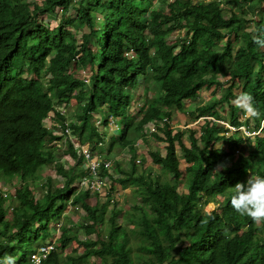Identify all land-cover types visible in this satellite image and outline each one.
Returning a JSON list of instances; mask_svg holds the SVG:
<instances>
[{
    "label": "trees",
    "instance_id": "1",
    "mask_svg": "<svg viewBox=\"0 0 264 264\" xmlns=\"http://www.w3.org/2000/svg\"><path fill=\"white\" fill-rule=\"evenodd\" d=\"M152 1L0 0V175L20 182L14 196H0V258L11 255L16 264H28L73 192L70 184L80 173L56 160L52 149L60 137L48 131L45 118L50 111L52 125L62 131L64 116L57 109L74 101L68 127L77 140L98 137L91 116L101 104L121 119L118 145L129 156L126 169L117 168V181L131 187L138 201L121 210L109 196L89 205L87 193L78 192L73 203L88 220L81 228L93 238L78 240L62 227L56 249L40 264H264V222L257 225L231 204L238 182L249 174L264 177V123L251 138L207 118L182 130L158 127L152 136L164 142L163 154L147 153L153 173L135 171L137 152L125 137L129 129L182 111L184 100L194 104L188 111L193 121L213 117L247 128L250 118L231 103L234 90L249 93L263 116L264 47L254 37L264 29V16L245 17L264 0H223L226 11L221 0H161L165 12L150 10ZM57 9L58 22L49 27ZM180 28L185 38L167 42ZM129 48L132 56L124 54ZM147 69L152 94L133 115L122 114L129 102L124 88ZM216 88L223 90L217 97ZM201 89H210L213 98L197 104ZM222 104L223 117L217 111ZM253 121L257 129L259 119ZM67 153L76 157L69 143ZM51 161L64 179L61 187L40 175L39 167ZM219 165L224 167L216 171ZM218 195L225 196L202 213L200 205L215 203ZM121 219L131 223L127 231ZM72 242L84 251L64 253Z\"/></svg>",
    "mask_w": 264,
    "mask_h": 264
},
{
    "label": "clouds",
    "instance_id": "2",
    "mask_svg": "<svg viewBox=\"0 0 264 264\" xmlns=\"http://www.w3.org/2000/svg\"><path fill=\"white\" fill-rule=\"evenodd\" d=\"M150 5H148L149 9H150ZM257 7L258 8L260 7V11H261V8H264V1L260 4V6H257ZM257 7H255L251 13L253 12L255 13L256 12L255 9ZM153 10H157V9H153ZM56 12H60V9H57ZM171 33L167 36V39H166L167 42H171L169 40V36L172 35ZM144 34L147 35V32L145 31ZM175 38L176 37H174V39ZM183 38H185V36ZM254 43H256L260 47H264V29L258 30V34L254 37ZM124 54L127 56H132L133 52L129 48ZM82 73L84 74V71ZM148 75H150V69H147V74L145 76L143 75V76H140L138 79H136V84L133 87L124 88L125 93L129 97V102L126 107H123L121 109L122 114L133 115L134 112L138 111L143 106V104L145 103L147 98L150 96V94H152V91L149 90L150 86H149V81L147 80ZM139 95H142L141 99H139ZM233 103L237 108L241 110L245 118L259 119L260 126L257 129H255L253 126V129L249 131L244 126L235 128V127L228 125L225 121L221 119H214L213 117L203 116V117L197 118L196 121L195 120L194 121L195 123H198V121H202L203 118H207L209 120L215 121L216 124L223 126L226 130H229V131L240 130L241 134H243L244 136H248L250 138L257 135V133H259L264 123V113L262 116V113L260 112V110L255 107L253 97L249 93H246V92L240 93L236 97ZM64 107L65 106H59V108L57 109V112H59L60 114L64 116V124H65L64 129L61 131V127L59 124L52 125V122L50 121V118H52V113L50 111L47 113V116L45 118L46 125L48 127V131H51L54 135H57L60 137L59 140L55 141L54 148L52 149L54 150L56 160L63 165L64 169L66 170L69 169L70 172H73L76 174L80 173V176L75 177L74 181L70 184V187L73 188L72 189L73 192L70 194L69 197L66 198L64 202V208L59 216V219L63 217L64 215L68 214V212L70 211L72 212L77 209L81 210L78 203H73V197L78 192L87 193V198H86L87 204H89L87 202V199L90 195H94L93 196L94 198L97 196L102 199V201L96 200L94 201V203L89 204V205H94V204H98V202L99 203L103 202L107 196H109L111 200L116 199L113 195H111L113 192L114 185L117 184L122 189H127L129 187V186L122 187L119 185L117 181V178L120 175L117 168L121 171L125 170L127 167L128 156H129L127 147H121L118 145V140L120 136L119 130L121 128V119L119 117H115L111 115L107 107L104 104L99 105V107H97L98 109H96L95 112L92 113V116H91L92 124H93V127H95V131L97 132L98 137L97 138L95 137L96 139L94 138L95 140L91 141L92 143L85 142L82 140H77L78 139L77 134L73 133L68 127L69 123H74V119H73L74 113L72 115H69L70 117H67L64 114L65 112H63ZM75 111H76V108H75ZM133 120L134 119H132V121ZM157 122L148 121L144 123L141 127V130H138V131L133 130L130 137L127 136L128 130L125 134L126 139H129L131 141L132 147L137 152V155L134 159L135 171H139L141 169L140 166L137 167L136 163L141 162L143 158L147 162L150 163V166H152L147 153L148 151H153V150L147 149V144L153 143L154 141V142H159L163 144L164 146V142L156 141L153 139V136H152L155 133L158 134V127L159 128H169L172 131H174L177 128V125L173 124V121L170 118H167L166 116H162ZM77 124L78 123H76V125ZM246 132H250L251 134L246 135ZM67 143H69L70 146L72 147V150L74 151V154L76 156L75 158H71L70 155L67 153ZM142 146L145 148L144 151L139 150L142 148ZM114 148H117L119 151L125 152L127 162L123 167L120 165H117L118 158L109 156V153ZM56 150H60L62 152L61 156L63 157V161L68 162L67 167L62 161H60L61 156H57ZM160 153L163 154V151H161ZM110 154L112 155L113 152H111ZM82 163L87 164V168L84 173H81L79 170L80 169L79 167L81 166ZM53 164H54L53 161H51L50 164L43 163L39 167L40 175L42 177L48 176L46 174L43 175L41 171L42 169L49 167V166H51V168L54 171ZM221 167H224V166L219 165L216 171H219ZM0 176L9 178L4 175H0ZM55 176H59V175L55 173ZM48 177H50L55 183L53 177L51 176H48ZM59 177L61 178V182L55 183L57 187H61L64 181V179L61 176ZM9 179L11 180L3 181L2 179H0V196L5 197L6 199H9V197L11 198V196H14L15 186L16 184L20 183L17 178H9ZM129 188L132 189L131 187ZM232 188H233V195L231 197V204H232V207L235 209V211H237L242 216H247L251 218L253 222H256V223L264 222V177L253 176L249 174L246 182H243V183L238 182ZM35 191L37 192V190ZM11 210L12 208H9V207L7 208V212ZM59 219L57 220L56 223H53V225L51 226L49 238L43 243H40L38 246H36L35 250L29 254L28 264H30V255L32 254L38 255L41 261L42 259L46 257V255L49 252L56 249L57 239L60 236L62 227L70 228L71 226L72 227L74 226V224H72L73 220H67L68 221L67 223H71L70 225H63L62 221H60ZM83 219H84V216H83ZM84 220H85L84 224L88 223V220L86 219ZM85 237L87 236L84 235V238H83L84 240H85ZM91 238L93 237H90L89 239ZM74 243L77 245L76 242ZM44 248L46 249L45 251L43 250ZM42 253H45L44 257L41 256ZM0 264H16V258L11 255H5L4 257L0 258Z\"/></svg>",
    "mask_w": 264,
    "mask_h": 264
},
{
    "label": "rangeland",
    "instance_id": "3",
    "mask_svg": "<svg viewBox=\"0 0 264 264\" xmlns=\"http://www.w3.org/2000/svg\"><path fill=\"white\" fill-rule=\"evenodd\" d=\"M221 1H222V6H223V8L226 11L227 10V5L223 4L224 3L223 0H221ZM150 9H152V10L153 9H157L159 11H164V7L163 8L160 7V0H154L152 2V4L150 5ZM255 11H256L255 13L253 12L251 14H248L245 18L252 19L256 15H258L260 12H262V15L264 16V11H260V7L259 8L257 7L255 9ZM58 19H59V12H56L54 14V18H50L49 20H47V21H49V27H53V25L58 22ZM171 34L172 35L169 36V40L170 41H172L174 39V37H176V38H178V37L179 38H183L185 36V33H184V29L183 28L174 29ZM224 79H225V76L223 77V76L220 75L218 77V81L223 82ZM149 90L152 91V88L150 87ZM216 90H217V92L215 94L216 97L219 95V93L220 94L223 93V90H221V89L218 90L216 88ZM234 92H235L234 97L231 100V103L232 104H234L233 103L234 100L240 94L239 91H237V90H234ZM142 95H139V99H141V96ZM211 98H213V95L210 93V89H201V90L198 91V98L195 99V102L197 104H199V103H202V102H206L207 100H209ZM183 104H184L183 105L184 106V109L182 111H178L176 109H173L172 110V115H171L170 119L173 121V124H176L177 125V128H179L181 130L184 129V128L192 127L193 125L198 126V124L200 123V121H198V123H195L196 120L193 121V120H191L189 118V112L188 111H190V110H192L194 108V104H192L188 100H184ZM75 108H76V106L74 104V101H70L64 107V111L63 112H65L64 114L67 117H70L69 115H72L73 113H75ZM226 109L227 108L225 107L224 104H222L221 106H218L217 107L218 114L223 117L224 114H225ZM220 112H222V113H220ZM253 126H254L253 119H249L248 120V127H247V129L250 131V130L253 129ZM247 129H245V130H247ZM132 132H133V130L129 129L128 130V133H127V136L130 137L131 134H132ZM120 133H121V130H119V134ZM260 133L261 132L259 131V133H257V135H260ZM183 140H184L185 143L187 142V138H186L185 135L183 136ZM217 146L218 147H222L223 150H225L226 147H227L225 144H222V143H217ZM144 149L145 148L142 146V148L139 149V150L140 151H144ZM147 149H150V150L157 149L159 152H161V151H163V144H161L159 142H154L153 141V143L147 144ZM111 152H113L112 155L110 154ZM111 152L109 153V156L110 157H116V158H118L117 165H120V166L123 167L126 164V162H127L125 152L124 151H119L117 148H114ZM56 154H57V156H61L62 152L60 150H56ZM140 156H142V155H140ZM60 161H62L65 164L66 167L68 166V162L63 161V157L62 156L60 157ZM142 161L139 162V163H136L137 167L138 166H140L141 168L142 167H146L147 170H150V167L151 168L153 167V169L156 170V168H154L155 165L152 164V166H150V163L147 162L144 158L142 159ZM183 165H184L183 164V161L182 160H179V168L181 170L183 168ZM79 168L78 169L80 170V172L81 173H84L86 171L87 164L86 163H82ZM153 169L150 170L152 173H153ZM41 173L43 175L46 174L48 176L53 177L55 183H60L61 182V178L59 176H55V173H54L53 169L51 168V166L42 169ZM7 177H9V176H7ZM0 179H2L3 181L4 180H9V181L11 180V179L5 178L3 176H0ZM183 188H184V184L179 183L177 185V189L178 190L184 191ZM111 195H113L116 198L115 199L117 201L116 202V206L118 208H120L121 210H127V209H129L132 204H134L135 202L138 201V199H135L132 196V189H130L129 187L127 189H122L117 184L113 186V192H112ZM93 196L94 195H90L88 197L87 202L89 204L94 203V201H96V200L102 201L101 198H99L97 196L94 198ZM224 196L225 195H218L216 197L215 203L214 202H206V204H203L204 203L203 202L202 203L203 205H200L201 212L204 213V212L209 211L210 209H213L216 206V202H220L224 198ZM106 215H105V218H106ZM59 220L62 221L63 225H70L71 223H67L68 222L67 220H73V223L72 224H74V226L73 227L71 226L69 229H72L73 234L76 235L79 240H84L83 239L84 238V235H83V232H82V229H81V226H80L82 223L85 222V220L83 219V211L82 210L77 209V210H74L72 212L70 211V212H68V214L64 215ZM119 224L123 225V227L125 228L126 231L131 227V223L127 222L124 219L119 220ZM257 225H258V223H257ZM104 226L105 225L100 226L101 229H99L100 232L103 233V234H104V230H106V228ZM90 237H93V234H91L90 236L85 237V240L89 239ZM72 249H75V254H77V255H79L80 253H82L84 251V249L82 247H80L79 245H76L74 242H72L71 245H69L64 250V253L71 254L72 251H73Z\"/></svg>",
    "mask_w": 264,
    "mask_h": 264
},
{
    "label": "built area",
    "instance_id": "4",
    "mask_svg": "<svg viewBox=\"0 0 264 264\" xmlns=\"http://www.w3.org/2000/svg\"><path fill=\"white\" fill-rule=\"evenodd\" d=\"M253 133V132H252ZM250 132H246V135H250ZM46 250L45 248L43 249ZM45 253H42L41 256L44 257ZM40 263V257L36 254L30 255V264H39Z\"/></svg>",
    "mask_w": 264,
    "mask_h": 264
}]
</instances>
